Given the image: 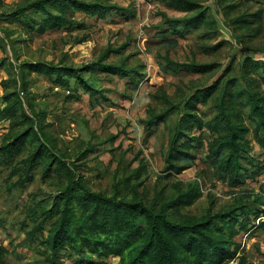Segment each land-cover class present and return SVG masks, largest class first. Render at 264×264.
<instances>
[{"label": "rangeland", "instance_id": "rangeland-1", "mask_svg": "<svg viewBox=\"0 0 264 264\" xmlns=\"http://www.w3.org/2000/svg\"><path fill=\"white\" fill-rule=\"evenodd\" d=\"M33 1L0 0V247L9 251L6 264H47L28 245L23 226L31 195L42 199L61 188L67 170L56 164L43 181L45 155L33 179L23 188L12 187L38 140L54 146L93 190L137 194L156 209L166 207L174 222L210 210L264 209V174L232 186L208 147L218 133L207 127L191 133L184 122L197 113L222 129L219 104L224 103L233 122L249 129L244 153L264 160L248 103L250 94L264 95V0H190L198 7L189 10L175 0H85L111 7L88 12L51 5L53 14L71 22L50 28L37 9L22 11ZM40 62L83 68L97 92L91 95L68 71L62 72L63 82L56 73L51 77L31 67ZM193 63L208 67H187ZM108 65H122L130 75ZM235 92L244 95L235 98ZM179 132L205 142L188 149L191 156L178 162L184 169L177 173L167 158ZM193 194L198 195L190 203L177 199ZM249 224V233L236 240L249 261L264 264V220ZM92 259L120 264L118 256ZM63 264L77 263L68 256Z\"/></svg>", "mask_w": 264, "mask_h": 264}, {"label": "trees", "instance_id": "trees-1", "mask_svg": "<svg viewBox=\"0 0 264 264\" xmlns=\"http://www.w3.org/2000/svg\"><path fill=\"white\" fill-rule=\"evenodd\" d=\"M175 1L186 10L198 7L197 3L190 0ZM51 5H55L59 11L66 5H72L77 10L88 12H102L111 7L85 0H36L24 6L22 11L37 9L47 17L44 24L49 28L71 22L65 15L53 14ZM117 9L120 10L121 7ZM175 21L170 23H176ZM35 24L37 21L32 20L31 27L34 28ZM177 25L179 24L176 23ZM248 65L249 63L247 68ZM31 67L38 68L51 77L56 73L58 80L63 82L67 80L62 72L68 71L91 95L97 92L84 78L83 68H60L41 62ZM106 67L116 69L122 75H130V70L122 65ZM187 67L202 71L208 66L193 63ZM233 95L235 98H242L244 93L235 92ZM201 99H197L196 103ZM248 103L252 107L251 118L257 123L255 139L264 148V95L252 93L248 97ZM219 108L224 117L222 129L225 134H222L219 125L204 122L197 113L188 114L184 121L186 131L207 127L218 133L217 137L208 142L210 154L214 157L215 166L229 175L231 185L239 186L246 177L254 178L264 174V160L256 161L244 153L249 147L248 142L244 143L249 129L233 122L234 114L226 112L224 103L220 102ZM237 117L241 119V116ZM183 139L186 141L180 143ZM204 142L205 139L201 136L179 132L171 144L167 158L171 169L177 173L183 170L178 162L191 156L189 148L204 146ZM37 145L38 148L24 160L20 177L17 182L12 183V187L23 188L33 179L32 172L45 155L48 161L43 181L52 173L56 164L65 167L68 174L66 183L54 192L46 193V197L38 199L36 194L31 195L33 204L29 208L27 223L23 226L28 245L47 264H63L68 256L77 264H92L93 257L104 259L110 256H118L120 264H254L248 260L236 237L241 232L249 233L252 229L248 228L249 223H255L264 209L261 211L240 206L237 211L240 210L241 214L234 208L216 213L210 210L201 218L174 222L168 217L166 207L156 209L155 205L147 204L137 194L128 198L121 195L118 189L113 194L93 190L81 174L61 159L54 146L45 145L40 140ZM9 153H12L11 148ZM197 195L193 194L186 201L183 199L188 195H181L177 199H181V203H190L189 199H194ZM8 252L6 247H0V264H6Z\"/></svg>", "mask_w": 264, "mask_h": 264}, {"label": "built area", "instance_id": "built-area-1", "mask_svg": "<svg viewBox=\"0 0 264 264\" xmlns=\"http://www.w3.org/2000/svg\"><path fill=\"white\" fill-rule=\"evenodd\" d=\"M264 220V210H263V213L261 214V216H259L257 219H256V222H260Z\"/></svg>", "mask_w": 264, "mask_h": 264}, {"label": "crops", "instance_id": "crops-1", "mask_svg": "<svg viewBox=\"0 0 264 264\" xmlns=\"http://www.w3.org/2000/svg\"><path fill=\"white\" fill-rule=\"evenodd\" d=\"M263 249V248H262ZM263 251H264V249H263ZM264 253V252H263ZM261 256H263V255H261ZM263 258V257H262ZM109 259H111V258H109ZM92 264H95V262H93Z\"/></svg>", "mask_w": 264, "mask_h": 264}]
</instances>
